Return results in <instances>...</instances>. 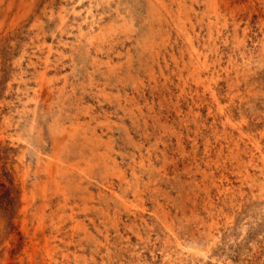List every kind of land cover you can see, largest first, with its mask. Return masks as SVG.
I'll return each instance as SVG.
<instances>
[{
  "label": "rangeland",
  "instance_id": "1",
  "mask_svg": "<svg viewBox=\"0 0 264 264\" xmlns=\"http://www.w3.org/2000/svg\"><path fill=\"white\" fill-rule=\"evenodd\" d=\"M151 1L0 0V264H264V0H187L201 80ZM61 126L66 196L43 170Z\"/></svg>",
  "mask_w": 264,
  "mask_h": 264
},
{
  "label": "bare ground",
  "instance_id": "2",
  "mask_svg": "<svg viewBox=\"0 0 264 264\" xmlns=\"http://www.w3.org/2000/svg\"><path fill=\"white\" fill-rule=\"evenodd\" d=\"M145 1V0H144ZM156 2H158V6H156V2H154V1H151V3H150V6H151V11H153V12H151L153 15L152 16H156L157 17V19H158V24H159V28H157L158 30H160L159 32H161V33H163V34H167V31H166V27H168V28H170L171 27V23L173 22L174 23V25H173V28L177 31L176 33H178L179 34V36L183 39V44H184V48L182 49V51H181V57H182V59H183V66L185 67V68H188V72H189V74L193 77V79L195 80V79H200L201 80V76H200V72L198 71V69H200L201 67L200 66H202V67H206V68H208V60H207V57L209 56V55H207V53H204L203 51H202V49L199 47V46H197L195 43H197L196 41H195V43H194V36H193V33H195V28H194V26H196V25H194V23H193V13L194 12H196L197 10H195L194 9V6H193V4L192 5H189L188 3H187V0H155ZM196 1V0H195ZM194 1V2H195ZM201 1V0H200ZM105 2V1H104ZM204 2V1H203ZM101 3H102V1H101ZM108 2H106V4H107ZM206 5H207V7H208V9H211L212 10V12H214V14L215 15H217V17H219V14H220V11H219V5L217 4V1L216 0H206ZM146 4H147V2H146ZM199 4V3H198ZM202 4V3H201ZM147 7H148V5H146ZM225 7V6H224ZM150 8V7H149ZM224 9V8H223ZM148 10V9H147ZM162 10V11H161ZM146 11V10H145ZM155 11H157V12H155ZM198 11H200V10H198ZM75 12V11H74ZM91 12H92V10H91ZM116 12V11H115ZM121 12V11H120ZM201 12H203V11H201ZM90 13V12H89ZM208 14H209V12H207ZM92 14V13H91ZM124 14V13H123ZM133 14V13H132ZM202 14V13H201ZM205 14V13H204ZM121 15V14H120ZM134 15V14H133ZM212 15V14H211ZM94 16V15H93ZM129 16H131L130 14L128 15V17ZM150 16V15H149ZM199 16H200V13H199ZM68 17V16H67ZM119 17V16H118ZM133 17V16H132ZM147 17V16H146ZM198 17V16H197ZM203 17V16H202ZM211 16H209V18H210ZM61 21H62V23L64 24V22H65V15H63V14H61ZM103 18V17H102ZM201 18V17H200ZM153 19H155V18H153ZM90 20V19H89ZM104 20V19H103ZM111 20V19H110ZM133 20V19H132ZM200 20V19H199ZM87 21V20H86ZM101 21V20H100ZM134 21H135V19H134ZM89 22V21H88ZM91 22V21H90ZM103 22V21H102ZM125 22V21H124ZM128 22H129V20H128ZM127 22V23H128ZM201 22H202V20H201ZM116 23V22H115ZM150 23V22H149ZM172 23V24H173ZM197 23V22H196ZM206 23H208V26H209V38H211L212 37V31H211V26L213 25V22L212 21H208V22H206ZM87 24V23H86ZM155 24V23H154ZM198 24V23H197ZM200 24V23H199ZM203 24V23H202ZM95 25H96V23H95ZM99 25V24H98ZM102 25V24H101ZM115 25V24H114ZM123 25V24H122ZM205 25V24H204ZM81 26H82V24H81ZM89 26V25H88ZM125 26V25H124ZM131 26V25H130ZM147 26H148V23H147ZM110 27V26H109ZM122 27V26H121ZM145 27V26H144ZM89 28V27H88ZM137 28V27H136ZM146 28V27H145ZM203 28V27H202ZM90 29V28H89ZM111 29V28H110ZM116 29V28H115ZM93 30V29H92ZM119 30V29H118ZM153 30V29H152ZM155 31L154 32H156V29H154ZM200 30V29H199ZM97 31V30H96ZM170 31V30H169ZM172 32H174V31H172ZM88 33V32H87ZM96 33V32H95ZM125 33V32H124ZM170 33V32H169ZM199 33V32H198ZM201 33V32H200ZM90 37L89 38H87L90 42L91 41H94L95 39H97L98 40V38H103L104 37V35H105V32H104V30L102 29L100 32H99V34H96L95 36L93 35V33H91V31H90ZM88 34V35H89ZM122 34V33H121ZM202 34V33H201ZM78 35V34H77ZM87 34H84V32H82V36L81 37H83L84 36V38H85V36H86ZM110 35V34H109ZM119 35H120V32H119ZM134 35V34H133ZM151 35V34H150ZM149 35V36H150ZM168 35V34H167ZM176 35V34H175ZM148 36V37H149ZM164 36H165V38H166V35H162V41H164L165 42V38H164ZM80 37V38H81ZM117 37V36H116ZM136 37V36H135ZM139 37V36H138ZM169 37V36H168ZM167 37V38H168ZM199 37V36H198ZM202 37V36H201ZM83 38V39H84ZM158 38V37H157ZM174 38H175V36H174ZM82 39V38H81ZM82 39V40H83ZM120 39V38H119ZM153 39V37L151 38V40ZM154 39H155V37H154ZM177 39V38H176ZM178 39H180V38H178ZM182 39H180V40H182ZM196 39V38H195ZM161 40V39H160ZM140 41H141V38H140ZM156 41H158V40H156ZM136 42V41H135ZM207 42V41H206ZM63 43H65V42H63ZM85 43V42H84ZM167 43V42H166ZM170 43V42H169ZM173 43V42H172ZM175 43V42H174ZM86 44V43H85ZM103 44V43H102ZM105 44V43H104ZM136 44H138V43H136ZM144 44V43H143ZM146 44V43H145ZM157 44V43H156ZM162 43H160V45H161ZM164 44V43H163ZM171 44V43H170ZM181 43H179V45H180ZM148 45V44H147ZM159 45V46H160ZM95 46V45H94ZM106 46V45H105ZM162 46V45H161ZM100 47H102V46H100ZM138 47H140V45L138 46ZM143 47H144V45H143ZM169 47V46H168ZM173 47V46H172ZM175 47V46H174ZM178 47V46H177ZM180 47V46H179ZM202 47V46H201ZM90 48V47H89ZM92 48V47H91ZM106 48H108V47H106ZM109 48H111V47H109ZM145 48H146V46H145ZM149 48V47H148ZM139 49V48H138ZM177 49V48H176ZM94 50V49H93ZM181 50V49H180ZM143 51V53H144V50H142ZM148 51V50H147ZM86 52V51H85ZM105 52V51H104ZM108 52V51H107ZM149 52V51H148ZM159 52H160V50H159ZM175 52V51H174ZM206 52V51H205ZM99 53V52H98ZM109 53V52H108ZM147 53V52H146ZM150 53V52H149ZM153 53H155L154 51H153ZM153 53H152V55H153ZM162 53V52H161ZM167 53H168V51H167ZM166 53V54H167ZM177 53H179V52H177ZM139 55H140V53H138ZM61 55V54H60ZM95 55V54H94ZM128 55H129V53H128ZM142 55V54H141ZM144 55V54H143ZM151 55V54H150ZM180 55V54H179ZM178 55V56H179ZM186 55H188L186 58H189V59H187L188 61H185L184 60V56H186ZM96 56V55H95ZM107 56V55H106ZM157 56V55H156ZM94 57V56H93ZM162 57V56H161ZM168 57H170L169 55H168ZM173 58V57H172ZM160 59V58H159ZM164 60H165V58H163ZM166 59H168V58H166ZM93 60H95V59H93ZM92 60V61H93ZM129 61V64L131 63L130 62V59H128ZM137 60V59H136ZM144 60V59H143ZM155 60H157L156 58H155ZM169 60H170V58H169ZM97 61V60H96ZM152 61H154V60H152ZM167 61V60H166ZM171 61H172V59H171ZM181 61V60H180ZM97 62H99V61H97ZM104 62V61H103ZM102 62V63H103ZM142 62V61H141ZM177 62V61H176ZM101 63V64H102ZM133 63V62H132ZM131 63V64H132ZM147 63V62H146ZM157 63V62H156ZM91 64V63H90ZM118 64V63H117ZM129 64H128V66H129ZM164 64V63H163ZM171 64V63H170ZM98 65V64H97ZM124 65V64H123ZM143 65H145V64H143ZM147 65V64H146ZM146 65H145V68H146ZM167 65V64H166ZM176 65V64H175ZM158 66V65H157ZM164 66V65H163ZM182 66V67H183ZM99 67V66H98ZM119 67V66H118ZM124 67H126V66H124ZM169 67V66H168ZM171 67V66H170ZM127 68V67H126ZM125 68V69H126ZM129 68V67H128ZM142 68V67H141ZM174 68V67H173ZM120 69V68H119ZM130 69H131V66H130ZM172 69V68H171ZM111 70V69H110ZM123 70V69H122ZM164 70H165V68H164ZM168 70V69H167ZM201 70V69H200ZM100 71V70H99ZM116 71V70H115ZM147 71H148V68H147ZM146 70H145V72H147ZM151 71V70H150ZM149 71V72H150ZM172 71V70H171ZM181 71V70H180ZM121 72V71H120ZM120 72H118V73H120ZM178 72V71H177ZM182 72V71H181ZM180 72V73H181ZM95 73V72H94ZM163 73V72H162ZM185 73H186V71H185ZM184 73V74H185ZM101 74H102V72H101ZM153 74V73H152ZM168 74V73H167ZM108 75V74H107ZM154 75H156V74H154ZM164 75V74H163ZM169 75V74H168ZM188 75V74H187ZM110 76V75H109ZM115 76V75H114ZM176 76V75H175ZM91 77V76H90ZM106 77V76H105ZM129 77H131L130 75H129ZM179 77V76H178ZM177 77V78H178ZM184 77H185V75H184ZM187 77V76H186ZM185 77V78H186ZM118 78V77H117ZM123 79V77H120V79ZM132 78V77H131ZM137 78V77H136ZM181 78V77H180ZM91 79V78H90ZM126 79V78H125ZM139 79V78H138ZM165 79H167V78H165ZM171 79V78H170ZM124 80V79H123ZM199 80V81H200ZM217 80V79H216ZM91 81V80H90ZM93 81H94V78H93ZM118 81H120V80H118ZM135 81V80H134ZM133 81V82H134ZM170 81H172V80H170ZM169 81V82H170ZM180 81V80H179ZM187 81H188V79H187ZM186 81V82H187ZM190 81V80H189ZM128 82V81H127ZM132 82V83H133ZM139 82H140V80H139ZM174 82V81H173ZM89 83V82H88ZM136 83V82H135ZM172 83V82H171ZM178 83V82H177ZM181 83V82H180ZM142 84H144V83H142ZM174 84V83H173ZM176 84V83H175ZM194 84V83H193ZM140 85V84H139ZM198 85V84H197ZM200 85H201V83H200ZM95 86V85H94ZM165 86V85H164ZM189 86V85H188ZM91 87V86H90ZM140 87V86H139ZM179 87V86H178ZM137 88V87H136ZM211 90V89H210ZM212 91V90H211ZM105 92V91H104ZM214 92V91H213ZM106 93V92H105ZM66 94V93H65ZM103 96H104V94H102ZM106 95V94H105ZM214 95V94H213ZM61 96V95H60ZM64 96V95H63ZM64 99V98H63ZM62 100V99H61ZM123 100V99H122ZM125 100V99H124ZM133 100H134V98H133ZM65 101V100H64ZM135 101V100H134ZM119 102V101H118ZM152 102V101H151ZM218 102V101H217ZM137 103V102H136ZM143 103V102H142ZM60 104V103H59ZM123 104V103H122ZM128 105V104H127ZM60 106H62V105H60ZM59 106V107H60ZM130 106V105H129ZM132 106H133V104H132ZM131 106V107H132ZM122 107V106H121ZM126 107V106H125ZM142 107V106H141ZM149 107V106H148ZM181 107V106H180ZM123 108V107H122ZM62 109V108H61ZM84 110V109H83ZM87 110H88V108H87ZM141 110V109H140ZM139 110V111H140ZM126 111V110H125ZM138 111V112H139ZM91 112V111H90ZM129 113V112H128ZM137 113V112H136ZM225 113V112H224ZM93 114V113H92ZM141 114V113H140ZM85 115V114H84ZM94 115V114H93ZM133 115V114H132ZM150 115V114H149ZM59 116V115H58ZM131 116V115H130ZM139 116V115H138ZM147 116V115H146ZM64 117V116H63ZM102 118V117H101ZM134 118V117H133ZM146 119H148L147 117H145ZM97 119V118H96ZM108 121V120H107ZM112 121V120H111ZM135 121V120H134ZM146 121V120H145ZM156 121V120H155ZM91 122V121H90ZM245 122V121H244ZM78 123V122H77ZM82 123H85L84 121L82 122ZM108 123V122H107ZM63 125H64V122H63ZM75 125V124H74ZM77 125V124H76ZM75 125V126H76ZM81 125V124H80ZM92 125V124H91ZM112 125V124H111ZM73 127V126H72ZM80 127V126H79ZM82 127H84V125L82 126ZM90 127V126H89ZM98 127V126H97ZM61 128V129H60ZM88 128V127H87ZM95 128V127H94ZM106 128V127H105ZM93 129V128H92ZM112 129V128H111ZM81 130V129H80ZM114 130V129H113ZM83 131V130H82ZM81 131V132H82ZM86 131V130H85ZM84 131V132H85ZM88 131V130H87ZM241 131V130H240ZM53 132V137H55V144H54V155H53V158H52V160H50L51 162L50 163H48L46 166H45V168L43 169L44 171H46L47 172V175H48V178L49 179H51V180H53V181H56V182H54V186H56V191H58V190H60L61 192H63V195L64 194H66L67 192H66V189L64 188V187H62V182H64L63 180L64 179H67V175H68V172H66L67 170H66V162L68 161V159H69V155H68V150H64L65 148H67L68 147V145L70 144H68V141L66 140L68 137L69 138H72V139H70V140H73V138H75L76 137V133H77V131H76V127L74 128H70V127H63V126H61V127H55L54 128V131H52ZM78 132H80V131H78ZM61 133H64L63 135H66V137L67 138H65V140H62L60 143H59V145H58V143H57V141H56V139L57 138H62V137H60L61 136ZM107 133V132H106ZM110 133V132H109ZM82 134V133H81ZM86 134H87V132H86ZM100 134V133H99ZM102 134V133H101ZM92 135V134H91ZM244 135V134H243ZM89 136V135H88ZM82 137V136H81ZM92 137V136H91ZM78 138H79V136H78ZM93 138V137H92ZM95 138V137H94ZM100 138V137H99ZM98 138V139H99ZM76 139V138H75ZM80 139V138H79ZM82 139V138H81ZM103 139V138H102ZM102 139H101V141H102ZM110 139V138H109ZM89 140V137L88 138H86V141H88ZM91 141V140H90ZM97 142H99V140H96ZM112 141V140H111ZM133 141V140H132ZM59 142V141H58ZM70 142V141H69ZM93 142H95V141H93ZM241 143V142H240ZM82 144V143H81ZM112 144V143H111ZM72 145V144H71ZM79 145H80V143H79ZM88 146L90 145V144H87ZM100 145V144H99ZM141 145V144H140ZM91 146V145H90ZM102 146V145H101ZM110 146V145H109ZM77 147V146H76ZM81 147V146H80ZM92 147V146H91ZM95 147V146H94ZM103 147V146H102ZM112 147V146H111ZM141 147V146H140ZM72 148V147H71ZM113 148V147H112ZM73 149H74V147H73ZM87 149H88V147H87ZM93 149V148H92ZM95 149V148H94ZM113 149H115V148H113ZM76 150V149H75ZM109 150V149H108ZM141 150V149H140ZM179 150V149H178ZM39 151H40V149H39ZM110 151V150H109ZM42 152V151H41ZM71 152V151H70ZM74 151H72V153H73ZM77 152H79V151H77ZM97 152V151H96ZM105 152V151H104ZM114 152V151H113ZM112 152V153H113ZM43 153V152H42ZM41 153V154H42ZM80 153V152H79ZM83 153V152H82ZM87 153H89V151L87 152ZM92 153V152H91ZM108 153V152H107ZM77 154V153H76ZM83 154H85V153H83ZM109 154V153H108ZM74 155H75V152H74ZM81 155V154H80ZM89 155V154H88ZM87 155V156H88ZM71 156V155H70ZM76 156V155H75ZM44 157V156H43ZM89 157V156H88ZM91 157H92V155H91ZM91 157H89V159H91ZM94 157V156H93ZM114 157V156H113ZM45 159V158H44ZM77 159H78V157H77ZM86 159V158H85ZM95 159H98V157L97 158H95ZM133 159V158H132ZM75 160V159H74ZM101 160H102V158H101ZM116 160V159H115ZM43 161V160H42ZM91 161V160H90ZM93 161V160H92ZM110 161V160H109ZM143 161V160H142ZM71 162V161H70ZM73 162V161H72ZM85 162V161H84ZM102 162H103V160H102ZM104 162H106V161H104ZM52 163V164H51ZM91 163V162H90ZM101 163V162H100ZM143 163V162H142ZM50 164V165H49ZM81 164V163H80ZM139 164V163H138ZM76 165V164H75ZM93 165V164H92ZM68 166H69V163H68ZM71 166V165H70ZM77 166V165H76ZM82 166V165H81ZM80 166V167H81ZM88 166V165H87ZM143 166V165H142ZM100 167H102V166H100ZM99 167V168H100ZM37 168V167H36ZM68 168V167H67ZM71 168V167H70ZM72 168H73V166H72ZM75 168V167H74ZM78 168V167H77ZM85 168V167H84ZM89 168V167H88ZM92 169H94L93 167H91ZM97 168V167H96ZM79 169V168H78ZM77 170V169H76ZM95 170V169H94ZM137 170V169H136ZM28 171V170H27ZM37 171V174L36 175H39L40 174V172H41V168H39L38 170H36ZM35 171V172H36ZM87 171V170H86ZM96 171V170H95ZM97 171H98V169H97ZM134 171V170H133ZM93 172V174H94V171H92ZM105 172V171H104ZM73 173V172H72ZM45 174V173H44ZM79 174V173H78ZM89 174H91L90 173V171H89ZM111 174V173H110ZM121 174V173H120ZM119 174V175H120ZM133 174V173H132ZM75 175V174H74ZM80 175V174H79ZM95 175V174H94ZM102 175V174H101ZM26 176H28L27 174H26ZM46 176V175H45ZM44 176V177H45ZM39 177V176H38ZM74 177V176H73ZM76 177V176H75ZM92 177V176H91ZM135 177V176H134ZM77 178V177H76ZM80 178V177H79ZM105 178V177H104ZM115 178V177H114ZM69 179V178H68ZM70 179H71V177H70ZM106 179V178H105ZM72 180H73V178H72ZM113 180V179H112ZM123 180V179H122ZM126 181H127V179H125ZM38 181H39V179H38ZM77 181H79L78 179H77ZM105 181V180H104ZM108 181V180H107ZM135 181V180H134ZM110 182V181H109ZM46 183V182H45ZM45 183H42V182H38L36 185H37V187L39 188V189H42V190H44L45 189V187H46V185H44ZM49 183V182H48ZM82 183H83V181H82ZM122 183V182H121ZM128 183V182H127ZM71 184H72V181H71ZM74 184V183H73ZM110 184V183H109ZM123 184V183H122ZM133 184V183H132ZM34 185H35V183H34ZM70 186V185H69ZM74 186V185H73ZM72 186V187H73ZM76 186V185H75ZM138 186V185H137ZM79 187V186H78ZM109 187H110V185H109ZM36 188V187H35ZM37 188V189H38ZM88 188V187H87ZM129 188V187H128ZM83 189V188H82ZM110 189V188H109ZM112 189V188H111ZM49 190H50V188H49ZM39 191V190H38ZM44 191H46V190H44ZM68 191V190H67ZM85 191V190H84ZM112 191V190H111ZM35 195L34 196H36V190H34V191H32ZM48 192V191H47ZM79 192V191H78ZM87 192H89V190L87 191ZM113 192H114V190H113ZM134 192H135V190H134ZM33 193H31V194H33ZM38 193H40V192H38ZM49 193H51V192H49ZM75 193V192H74ZM123 193V192H122ZM81 194V193H80ZM90 194V193H89ZM113 194V193H112ZM117 194V193H116ZM127 194V193H126ZM38 195V194H37ZM58 195V194H57ZM67 195V194H66ZM66 195H64V196H66ZM79 195V194H78ZM77 195V196H78ZM92 195V194H91ZM95 195V194H94ZM98 195H100V194H98ZM61 196V195H60ZM59 196V197H60ZM74 196V195H73ZM113 196V195H112ZM31 197V196H30ZM33 197V196H32ZM47 197V196H46ZM56 197V196H55ZM75 197V196H74ZM99 197V196H98ZM128 197V196H127ZM137 197V196H136ZM138 197H140V196H138ZM26 198H27V196H25V200H26ZM34 198V197H33ZM45 198V197H44ZM44 198H42V199H44ZM48 198V197H47ZM53 198V197H52ZM66 198V197H65ZM84 198H85V196H84ZM96 198V197H95ZM109 198V197H108ZM46 199V198H45ZM72 199V198H71ZM81 199V198H80ZM86 199V198H85ZM88 199V198H87ZM32 200H34V199H32ZM53 200V199H52ZM62 200V199H61ZM69 200V199H68ZM123 200V199H122ZM74 201V200H73ZM86 201V200H85ZM31 202V201H30ZM34 202H35V200H34ZM121 202H123V201H121ZM131 202V201H130ZM46 203V202H45ZM63 203V202H62ZM75 203V202H74ZM99 203V202H98ZM125 203V202H124ZM132 203V202H131ZM29 205H30V203H28ZM43 204V203H42ZM76 204V203H75ZM123 204V203H122ZM49 205V204H48ZM71 205V204H70ZM88 205V204H87ZM130 205V204H129ZM133 205H134V203H133ZM139 205H140V203H139ZM142 205V204H141ZM40 206V205H39ZM59 206V205H58ZM76 206V205H75ZM118 206V205H117ZM126 206H128V205H126ZM135 206V205H134ZM138 206V205H137ZM28 207V206H27ZM69 207V206H68ZM78 206H76V208H77ZM84 207V206H83ZM97 207V206H96ZM44 208V207H43ZM48 208V207H47ZM65 208H66V206H65ZM90 208H91V206H90ZM127 208V207H126ZM135 208V207H134ZM140 208V207H139ZM24 209H26V208H24ZM46 209V208H45ZM63 209V208H62ZM70 209V208H69ZM74 209V208H73ZM80 209V208H79ZM95 209H97V208H95ZM99 209V208H98ZM133 209V208H132ZM136 209V208H135ZM51 210V209H50ZM61 210V209H60ZM67 210V209H66ZM77 210V209H76ZM86 210V209H85ZM90 210V209H89ZM100 210V209H99ZM131 210V209H130ZM129 210V211H130ZM134 210V209H133ZM141 210V209H140ZM42 211H44V210H42V208H40L39 210H38V216H39V220L41 221L40 222V224L42 225V228H44L45 227V225L43 226V223H44V213H42ZM55 211H56V209H55ZM74 211V210H73ZM87 211V210H86ZM104 211V210H103ZM125 211V210H124ZM26 212V211H25ZM133 212V211H132ZM138 212V211H137ZM144 212V211H143ZM75 213V212H74ZM74 213H72L73 215H74ZM85 213V212H84ZM102 213V212H101ZM136 213V212H135ZM69 214V213H68ZM75 214H77V213H75ZM89 214V213H88ZM109 214V213H108ZM142 214V213H141ZM58 215H60V214H58ZM70 215V214H69ZM72 215V216H73ZM67 216V215H66ZM76 216V215H75ZM60 217V216H59ZM65 217V216H64ZM56 218V217H55ZM72 218V217H71ZM118 218V217H117ZM66 219V218H65ZM74 220H75V218H74ZM115 220H117V219H115ZM53 221V220H52ZM60 221V220H59ZM81 221V220H80ZM26 222V221H25ZM63 222V221H62ZM69 222V221H68ZM94 222V221H93ZM117 222V221H116ZM76 223V222H75ZM84 222H82V224H83ZM26 224H27V222H26ZM25 224V225H26ZM70 224V223H69ZM59 225V224H58ZM73 225V224H72ZM115 225H116V223H115ZM57 226V225H56ZM62 226V225H61ZM172 226V225H171ZM49 227V226H48ZM63 227V226H62ZM68 227H69V225H68ZM96 227H97V225H96ZM116 227H118V226H116ZM34 228V227H33ZM52 228H54V227H52ZM173 228V227H172ZM26 229V228H25ZM24 229V230H25ZM67 229V228H66ZM65 229V230H66ZM76 229H78V228H76ZM89 229V228H88ZM68 230H70V229H68ZM172 230V229H171ZM55 231H56V229H55ZM79 231V230H78ZM173 231V230H172ZM28 232H29V229H28ZM38 232V231H37ZM41 232H42V230H41ZM44 232V231H43ZM52 232H54V231H52ZM65 232V231H64ZM63 232V233H64ZM66 233V232H65ZM64 233V234H65ZM68 233V232H67ZM88 233V232H87ZM91 233V232H90ZM93 233V232H92ZM107 233V232H106ZM57 234V233H56ZM60 234V233H59ZM85 234V233H84ZM51 235V234H50ZM53 235H55V234H53ZM58 235V234H57ZM82 236V235H81ZM54 237V236H53ZM56 237V236H55ZM70 237V236H69ZM73 237V236H72ZM47 236H45L44 235V240L46 241L47 240ZM86 238V237H85ZM88 238V237H87ZM59 239V238H58ZM73 239V238H72ZM71 239V240H72ZM79 239V238H78ZM38 240V239H37ZM36 240V241H37ZM75 240V239H74ZM87 240V239H86ZM54 241V240H53ZM59 241V240H58ZM78 241V240H77ZM76 241V242H77ZM89 241V240H88ZM30 242V241H29ZM60 242V241H59ZM68 242V241H67ZM70 242V241H69ZM68 242V243H69ZM75 242V243H76ZM45 243V242H44ZM48 243V242H47ZM65 243V242H64ZM71 243V242H70ZM69 243V244H70ZM74 243V244H75ZM79 243V242H78ZM88 243H90V242H88ZM92 243H93V241H92ZM69 244H67V245H69ZM37 245V244H36ZM73 245V244H72ZM85 245V244H84ZM46 246V245H45ZM54 246V245H53ZM76 246V245H75ZM78 246H79V244H78ZM55 247V246H54ZM53 247V248H54ZM99 247V246H98ZM49 248V247H48ZM51 248V247H50ZM52 248V249H53ZM67 248V247H66ZM69 248V247H68ZM76 248V247H75ZM78 248V247H77ZM92 248V247H91ZM36 249V248H35ZM37 250V249H36ZM46 250V252L48 253V254H51V252H50V249H45ZM69 250V249H68ZM54 251V250H53ZM57 251V250H56ZM72 251V250H71ZM85 251V250H84ZM55 252V251H54ZM61 252H63V251H61ZM60 252V253H61ZM68 252V251H67ZM74 252H75V250H74ZM43 253V252H42ZM67 254V253H66ZM81 254V253H80ZM55 255H57V254H55ZM61 255V254H60ZM64 255V254H63ZM75 256H77L76 254H75ZM79 256V255H78ZM70 257V256H69ZM46 258V257H45ZM49 258H50V256H49ZM66 259H67V257H66ZM83 259V258H82ZM81 259V260H82ZM45 260V259H44ZM47 260V259H46ZM45 260V261H46ZM64 260V259H63ZM72 260V259H71ZM57 261V260H56ZM32 262H33V259H32ZM52 262V261H51ZM63 262V261H62ZM82 262V261H81ZM30 264V263H29ZM46 264V263H45ZM66 264V263H65ZM73 264V263H72ZM78 264V263H77Z\"/></svg>",
  "mask_w": 264,
  "mask_h": 264
}]
</instances>
